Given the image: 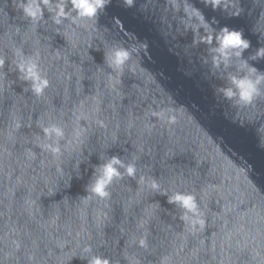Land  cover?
<instances>
[{
    "label": "water",
    "instance_id": "obj_1",
    "mask_svg": "<svg viewBox=\"0 0 264 264\" xmlns=\"http://www.w3.org/2000/svg\"><path fill=\"white\" fill-rule=\"evenodd\" d=\"M26 3L0 0V264H264V80L248 104L223 91L264 77V0H106L61 24ZM224 27L250 41L226 62ZM22 62L48 81L40 95ZM113 156L136 172L101 198Z\"/></svg>",
    "mask_w": 264,
    "mask_h": 264
},
{
    "label": "clouds",
    "instance_id": "obj_2",
    "mask_svg": "<svg viewBox=\"0 0 264 264\" xmlns=\"http://www.w3.org/2000/svg\"><path fill=\"white\" fill-rule=\"evenodd\" d=\"M131 3V0H128ZM206 5H211L213 9L227 8L228 0H203ZM106 3V0H27L26 4L21 5L23 12L34 20H39L46 9L51 14L52 19L56 24H61L64 19H83L92 18L96 16L98 9L102 8ZM200 16L201 21L204 17L201 13H197ZM215 23V20H213ZM205 27L208 25L205 23ZM205 42L211 43L213 40V34L208 33L206 37L202 38ZM218 42L216 52L222 57L225 62L230 55L235 57H241L243 52L250 47V41L247 40L241 30H229L224 27L215 37ZM127 57V53L123 51H117L114 54V63L119 65L123 63ZM257 57L264 58V47L259 48L252 59ZM0 64L3 61L0 60ZM20 72L24 73V79L31 80L33 82V90L37 95H40L44 88L48 86V81L42 79L37 64L35 62H22L19 65ZM255 71V69H252ZM264 77H259L253 82L251 79L245 78H232V83L235 86L233 88L224 89V94L228 98H232L237 95L241 102L246 104L251 103L256 95L259 94L258 85ZM44 132L49 137H56L62 139L65 136L64 130L58 125H51L44 128ZM54 152H59V148H53ZM120 169H124L123 174L132 176L136 172L134 164H125L118 157L113 156L106 163L100 167L99 175L97 176L94 184L91 186V192L97 196L104 198L109 195L107 189L111 185L114 178H120L122 173ZM153 189H157L158 185L153 182L151 184ZM169 203H178L182 208L186 209L189 213H197V203L192 195H185L182 193H175L168 197ZM85 252H90V248H85ZM86 264H109L107 258L100 256H92L91 258H85Z\"/></svg>",
    "mask_w": 264,
    "mask_h": 264
}]
</instances>
